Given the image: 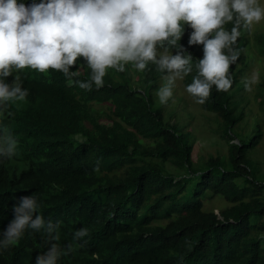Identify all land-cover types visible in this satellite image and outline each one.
I'll return each instance as SVG.
<instances>
[{
	"label": "trees",
	"instance_id": "1",
	"mask_svg": "<svg viewBox=\"0 0 264 264\" xmlns=\"http://www.w3.org/2000/svg\"><path fill=\"white\" fill-rule=\"evenodd\" d=\"M190 31L186 26L180 41L193 55L184 85L203 55L202 44L188 45ZM240 31L231 87L213 86L199 103L222 119L221 133L238 143L229 145L227 159L211 157L202 167L193 161L190 134L167 124L164 109L155 108L142 87L153 90L167 75L154 63L136 70L139 76L130 63L123 71L109 68L99 88L80 87L91 71L82 57L74 76L24 68L6 77L11 82L18 76L28 94L0 105V135L11 133L17 141L16 154L0 159V230L13 219V205L30 194L57 227L52 241L45 231L28 229L0 253V264H34L53 242L61 249L57 264H264V168L257 159L264 123L258 118L247 131L245 87L254 49L264 58V33L252 38L251 29ZM255 99L264 113V83ZM166 164L184 174L169 172ZM216 196L228 206L205 211V202ZM80 227L89 229L88 236L73 240Z\"/></svg>",
	"mask_w": 264,
	"mask_h": 264
},
{
	"label": "clouds",
	"instance_id": "2",
	"mask_svg": "<svg viewBox=\"0 0 264 264\" xmlns=\"http://www.w3.org/2000/svg\"><path fill=\"white\" fill-rule=\"evenodd\" d=\"M262 20L260 0H0V105L28 94L18 76L6 81L14 70L43 73L51 68L74 76L81 57L91 70L90 79L78 81L82 88L101 87L109 68L123 71L129 63L137 70H144L149 62L167 70V83L157 91L159 101L166 103L176 80L193 69V55L180 42L186 26L192 29L188 45L202 44L203 55L185 89L203 104L213 86L227 91L232 85L229 68L240 55L233 45L241 27L250 30ZM229 22L231 29L225 27ZM16 152L15 137L0 135V159L12 158ZM40 207L36 195L19 198L13 219L0 230V253L19 242L28 229L45 231L49 241L56 239L57 224L45 220ZM88 234L87 227H80L72 239L83 240ZM71 250L69 244L66 251ZM60 255V246L50 243L34 264H57Z\"/></svg>",
	"mask_w": 264,
	"mask_h": 264
},
{
	"label": "rangeland",
	"instance_id": "3",
	"mask_svg": "<svg viewBox=\"0 0 264 264\" xmlns=\"http://www.w3.org/2000/svg\"><path fill=\"white\" fill-rule=\"evenodd\" d=\"M264 4V0H260ZM264 33V20L256 23L251 28V36L260 35ZM254 53L257 54L252 65L248 69L247 78L250 80L249 87L246 88L247 96L250 100V104L247 106L248 122L250 126L247 131L250 132L255 124V121L259 118L264 123V113L260 109V106L255 99V95L258 91L259 85L264 83V58L258 54L254 49ZM132 71H136L132 65L130 66ZM133 75L139 76L137 72ZM115 79L122 81L123 78L115 75ZM167 83L166 76H163L159 80V85L150 90L142 84L144 91L149 95H152L155 108L164 109V119L167 124L176 125V128L180 133L185 135L190 134V140L193 144V161L196 167H202L211 157H223L227 159L229 145L232 143H238L237 141H229L222 133V119L215 113L205 111L195 99L187 93L184 85V78L177 79L175 86L173 87V96L167 99L166 103H161L157 95L158 89ZM246 132V133H248ZM78 139H81L78 137ZM257 159L262 163L264 168V138L257 149ZM253 167L257 166V161H252ZM166 168L169 172L176 175H183L184 171L177 170L170 164H166ZM228 206V203L221 196H216L205 202V211H219ZM264 242V236L262 237Z\"/></svg>",
	"mask_w": 264,
	"mask_h": 264
}]
</instances>
